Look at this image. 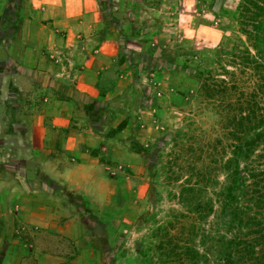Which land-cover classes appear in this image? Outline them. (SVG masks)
Masks as SVG:
<instances>
[{
  "label": "rangeland",
  "instance_id": "1",
  "mask_svg": "<svg viewBox=\"0 0 264 264\" xmlns=\"http://www.w3.org/2000/svg\"><path fill=\"white\" fill-rule=\"evenodd\" d=\"M239 2L148 0L151 11L146 15L141 12L140 0H135L134 6L115 11L124 26L133 21L130 10L135 13L138 19L131 31L146 36L140 34L133 41L129 31H121L120 38L131 50L126 47L119 53L103 83L104 88L112 87L117 72L123 77L114 102L111 106L109 102L87 105L93 115L89 119L104 123L98 151L107 173L103 189L113 194L96 197L68 192L67 200L73 203L68 214L75 218L79 230H73V237L55 230L39 233L46 251L60 255L61 262L69 258L70 264H134L131 262L141 246L156 264H167L161 250L151 249L157 226L172 222L170 234L181 241L190 228L193 243L199 242L192 225L198 226L200 220L195 221L184 197L212 200L214 211L202 225L223 222L218 192L228 177L222 166L230 157L232 130L243 126L234 124L233 118L244 114L240 58L244 35L238 32L237 21L228 17ZM19 27L18 20L1 19L0 43L5 40L1 35L5 29ZM177 52L174 59L170 57ZM232 54L239 56L235 76L222 69L233 70L227 66L234 59ZM187 63L191 68L197 64L210 67L217 80L230 84L228 89L207 96L202 82L190 76L192 69L178 70ZM260 152L257 147L256 154ZM159 237L162 239L163 233Z\"/></svg>",
  "mask_w": 264,
  "mask_h": 264
},
{
  "label": "crops",
  "instance_id": "2",
  "mask_svg": "<svg viewBox=\"0 0 264 264\" xmlns=\"http://www.w3.org/2000/svg\"><path fill=\"white\" fill-rule=\"evenodd\" d=\"M130 4L135 0H0V20L20 22L0 43V264L60 263L39 233L73 237L79 230L68 192L113 194L103 189L98 151L104 123L89 119L87 105L114 102L123 77L117 72L112 87L103 83L119 53L131 50L121 31L133 41L146 36L131 31L138 19L131 10L129 26L115 13ZM140 5L148 15V0Z\"/></svg>",
  "mask_w": 264,
  "mask_h": 264
},
{
  "label": "trees",
  "instance_id": "3",
  "mask_svg": "<svg viewBox=\"0 0 264 264\" xmlns=\"http://www.w3.org/2000/svg\"><path fill=\"white\" fill-rule=\"evenodd\" d=\"M228 17L237 21L238 32L244 35V55L240 56L244 67V114L233 118L234 124L243 126L239 131L232 130L230 157L222 166L228 177L218 192L223 222L202 225L201 221L214 211L212 200L189 201L184 197L182 200L191 205L190 210L196 215L195 221L200 220L198 226L192 225L199 242L193 243L190 228L181 241L170 234L172 222L157 226L153 229L151 249L161 250L167 264H264V0H240ZM177 55L178 52L170 57ZM232 56L234 59L227 66L233 70L224 66L222 69L235 76L239 56ZM190 69V76L202 82L209 97L226 91L230 85L224 79L217 80L210 67L203 64L192 68L188 63L178 66V70ZM257 147H261L258 154ZM157 232L164 237L161 239ZM137 251L138 257L131 263L156 264L147 249L138 246ZM70 260L58 264H70Z\"/></svg>",
  "mask_w": 264,
  "mask_h": 264
}]
</instances>
